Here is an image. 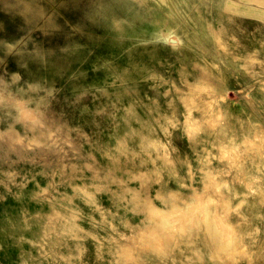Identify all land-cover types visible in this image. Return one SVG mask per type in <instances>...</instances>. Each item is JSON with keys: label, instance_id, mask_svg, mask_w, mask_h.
<instances>
[{"label": "rangeland", "instance_id": "1", "mask_svg": "<svg viewBox=\"0 0 264 264\" xmlns=\"http://www.w3.org/2000/svg\"><path fill=\"white\" fill-rule=\"evenodd\" d=\"M6 94L34 106L31 126L0 106V264H139L181 216L229 241L239 224L235 264H264V0H0ZM222 125L219 145L204 136ZM162 166L175 192L146 215L118 206ZM208 187L231 223H210Z\"/></svg>", "mask_w": 264, "mask_h": 264}, {"label": "clouds", "instance_id": "2", "mask_svg": "<svg viewBox=\"0 0 264 264\" xmlns=\"http://www.w3.org/2000/svg\"><path fill=\"white\" fill-rule=\"evenodd\" d=\"M177 29H179L178 25ZM155 42L161 45L165 43L164 41ZM174 42L175 39L173 38V40L168 42V46ZM12 94L15 95L14 93ZM16 99H20V97H16ZM6 101L7 94L0 101V106L10 108L18 122H24L31 126L32 122L28 109L34 105L31 102L22 106L16 104L8 105ZM225 127L224 125L216 129L206 127L204 136L212 138L213 143L219 145L227 138L228 133H226ZM261 147L264 148V142H262ZM177 163H179L178 160ZM160 171L164 172L165 176L160 177L159 187H155V181L152 185H149V191L140 193L139 204L136 201L129 200L127 203H122L118 206L128 211L135 210L139 215H146L150 201L156 202L159 206V202L155 201V197L151 195L152 191L159 192L165 196L169 192H175V188L169 185L166 178L167 167L162 166ZM221 175L223 176V173ZM197 183L199 184V181ZM194 194L202 202L208 203L211 214L209 216L210 223L213 220L216 223H231L229 213L223 206L225 198L229 196L228 193L221 195L215 191L214 187H208L200 189ZM177 200L179 202L180 198L178 197ZM212 200L217 201V203L213 204ZM145 224H141L139 227L144 228ZM248 235V232L241 231L239 224H233L229 241L227 236H222L214 227L206 226L202 217L181 216L175 228H155L154 238L138 246L136 259L139 264H144V260L149 258L152 264H190V260L193 264H203L205 259L216 261L217 264H226L227 261H232V264H235L236 260L242 258L241 250L245 247ZM193 248L197 249L198 255H189ZM120 264H127V260L122 258Z\"/></svg>", "mask_w": 264, "mask_h": 264}, {"label": "bare ground", "instance_id": "3", "mask_svg": "<svg viewBox=\"0 0 264 264\" xmlns=\"http://www.w3.org/2000/svg\"><path fill=\"white\" fill-rule=\"evenodd\" d=\"M169 41V40H168ZM215 64V63H214ZM58 68V67H57ZM121 72V71H120ZM137 72V71H136ZM122 73V72H121ZM122 75V74H121ZM121 75H119V76H121ZM123 76H125V75H123ZM199 76V75H198ZM197 76V77H198ZM203 76V75H202ZM132 77V76H131ZM135 77H137V76H135ZM133 78V77H132ZM193 78V77H192ZM196 78V77H195ZM194 78V79H195ZM198 79V78H197ZM192 80V79H191ZM190 80V81H191ZM200 80V79H199ZM53 82H54V80H53ZM49 85V84H48ZM187 94V93H186ZM226 105V104H225ZM144 137V140H145V143L146 142H148L150 145H153L154 147H156L157 145H158V140L156 139V138H154V137H152V136H150V135H144L143 136ZM250 140V139H249ZM193 186V185H192ZM82 189H84L83 187H81ZM224 205V204H223ZM196 217V216H195ZM77 225H79L78 223H76L75 222V220H66L65 222L63 221V228H65V229H67V230H72V229H74V227H76ZM218 225V224H217ZM44 241V240H43ZM212 263H214L213 261H212Z\"/></svg>", "mask_w": 264, "mask_h": 264}]
</instances>
